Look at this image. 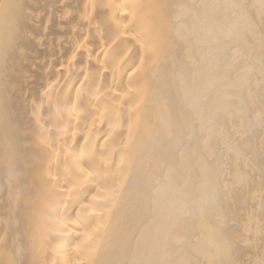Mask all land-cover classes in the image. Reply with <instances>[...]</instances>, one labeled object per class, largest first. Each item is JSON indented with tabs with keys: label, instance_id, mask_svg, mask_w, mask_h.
Returning a JSON list of instances; mask_svg holds the SVG:
<instances>
[{
	"label": "bare ground",
	"instance_id": "1",
	"mask_svg": "<svg viewBox=\"0 0 264 264\" xmlns=\"http://www.w3.org/2000/svg\"><path fill=\"white\" fill-rule=\"evenodd\" d=\"M0 264H264V0H0Z\"/></svg>",
	"mask_w": 264,
	"mask_h": 264
}]
</instances>
